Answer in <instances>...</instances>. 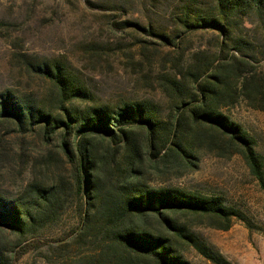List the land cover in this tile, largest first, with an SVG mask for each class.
I'll list each match as a JSON object with an SVG mask.
<instances>
[{"label": "trees", "instance_id": "1", "mask_svg": "<svg viewBox=\"0 0 264 264\" xmlns=\"http://www.w3.org/2000/svg\"><path fill=\"white\" fill-rule=\"evenodd\" d=\"M161 1L169 3L151 0L156 9ZM168 6L167 29H141L167 50L150 86L161 101L100 105L65 62L10 56L26 85L37 80L44 88L39 94L0 85V163L9 161L2 136L14 134L16 158L32 176L18 198L0 195V264L43 246L41 230L68 210L73 227L51 243L85 248L73 264H189V251L227 264L192 230L225 232L246 217L218 196L168 183L194 171L202 156H238L264 193L263 158L224 113L240 101L264 113V50L256 43L264 38V0H170ZM197 33L214 35L213 58L199 50L187 59L185 40ZM139 55L150 61L145 47ZM26 136L39 140L30 156Z\"/></svg>", "mask_w": 264, "mask_h": 264}, {"label": "rangeland", "instance_id": "2", "mask_svg": "<svg viewBox=\"0 0 264 264\" xmlns=\"http://www.w3.org/2000/svg\"><path fill=\"white\" fill-rule=\"evenodd\" d=\"M169 4L170 0L161 1L156 9L151 0H0V85L43 92V83L35 80L26 85L11 64L13 53H24L65 62L100 105L128 98L161 101L150 86L159 70L157 59L167 50L141 29H167ZM213 41L210 33L187 35L183 46L187 59L199 50L213 58ZM256 43L264 50L262 36ZM141 47L149 62L140 57ZM224 113L253 139L264 161V113L251 110L243 101ZM2 138L9 161L0 163V195L18 198L32 179L30 167L16 158V135ZM24 139L25 154L30 156L39 140L36 136ZM168 184L218 196L226 206L240 211L247 225L234 221L225 232L207 227L192 231L227 264H264V193L240 157L202 156L194 171ZM74 223V214L68 210L54 227L41 230L38 238L45 244L30 248L15 264H73L72 259L85 248L63 245L58 249L61 243L51 241L65 236ZM185 258L189 264H211L192 251Z\"/></svg>", "mask_w": 264, "mask_h": 264}]
</instances>
